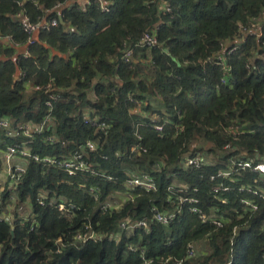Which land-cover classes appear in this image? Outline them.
<instances>
[{"label": "trees", "instance_id": "trees-1", "mask_svg": "<svg viewBox=\"0 0 264 264\" xmlns=\"http://www.w3.org/2000/svg\"><path fill=\"white\" fill-rule=\"evenodd\" d=\"M164 1L170 11L160 9ZM67 2L0 0V36L24 43L31 53L17 59L15 47L0 43L5 56L0 58V118L40 122L49 113L47 100L59 94L52 99V121L32 143L34 151L67 157L95 139L97 149L85 152L99 173L69 176L31 160L19 184L31 212L23 218L14 214L12 225L0 220V264H143L140 252L130 249L133 243L145 248L152 264H264V201L257 199L258 210L244 213L240 199L246 194L239 183L229 181L228 203H222L210 179L230 156L224 149L228 143L236 147L232 155L264 154V0H90L85 9ZM59 4L67 5L60 29L41 30L36 44L28 45L22 15L31 22L58 17ZM255 24H261V36L243 37L241 26ZM147 31L155 32V46L141 44ZM49 47L60 54L50 59ZM128 52L133 59L126 61ZM137 55L141 59L135 62ZM213 56H222L231 71L207 62ZM146 60L152 77L142 71ZM223 76L230 84L222 83ZM50 81L54 88L46 91ZM26 82L34 85L29 94ZM86 109L109 128L86 124ZM153 116L165 123L163 131L155 129ZM204 140L205 146L198 145ZM138 143L147 151H133ZM206 151L216 153L217 161L181 167L185 158H201ZM142 174L153 176L156 191L138 188L120 209L102 208L126 193L129 177ZM255 175L248 172L245 181ZM180 183L210 217L227 219L225 225L202 222L187 204L170 224L152 220L132 234L122 232L119 241L75 242V233L88 223L116 232L124 219L151 217L154 205L174 208L179 201L169 200V187ZM91 186L99 187L98 199ZM39 194L73 205L72 213L56 203L41 205ZM192 244L198 254L190 258Z\"/></svg>", "mask_w": 264, "mask_h": 264}, {"label": "built area", "instance_id": "built-area-1", "mask_svg": "<svg viewBox=\"0 0 264 264\" xmlns=\"http://www.w3.org/2000/svg\"><path fill=\"white\" fill-rule=\"evenodd\" d=\"M86 4H83L85 7ZM104 9H107L104 5ZM160 9L162 11H170L168 4L164 1L160 3ZM22 13H20L21 15ZM22 29L27 34V43L28 45L36 44L37 39L35 38V34L44 29H50L52 27L59 29L60 28V20L57 17H50V19L39 20L38 22H31L29 17L26 15H22ZM264 21V14L263 20ZM260 25L255 24L254 27L249 26H241L242 36L245 35H257L261 36ZM10 40L9 36H4ZM242 39V38H241ZM239 39V41L241 40ZM10 42V41H9ZM141 44L152 47L156 45V37L155 32L147 31L144 33L141 39ZM223 49L226 48L222 43ZM236 47L232 48L230 51L235 50ZM25 57H29V52L25 54ZM131 52H128L125 55V60L128 61L131 58ZM207 62H214L219 65H223L226 73L231 71V68L225 64L222 56H213L207 59ZM222 83L230 84L227 77L223 76L221 79ZM38 88V86H37ZM53 83H45L44 89L49 91L53 89ZM60 95H53L51 99L47 100V107L49 113L42 119L40 122H23L17 125H13L11 120L8 117L0 118V154L4 158L6 168H2L0 170V220H4L9 224H13L14 215L9 211L12 205L17 204H29L31 202L22 201L19 196V184L24 174L27 171V166H16L12 163L15 157H21L26 160L28 163L33 160L43 164L44 166H49L56 168L60 171L67 173L69 176H76L80 173H89V174H98L99 170L95 167V163L90 161L87 157L86 150L95 151L98 147L97 140L89 139L87 142L80 146L78 150L73 152L70 156L67 157H57L53 155H41L38 152H35L32 146L34 139L42 135L48 123L52 120V110H53V100L59 98ZM152 121L154 122V127L158 131H163L165 123L158 122V117L153 116ZM84 122L93 127L107 130L109 125L98 117H91L88 113L84 116ZM179 131H183V127L178 128ZM230 130L234 135L238 134L237 127H230ZM48 140L51 142H55L54 136H49ZM224 149L230 156L227 160H221L220 162L224 164L223 167L218 169L216 172L211 174V181L215 183L212 187L213 193L220 199L222 203H228V194L232 190V186L229 181L239 183V191L246 196L241 197L240 201L244 207V213H250L258 210L259 203L257 199H261L264 201V154H253L248 155L246 158H243L238 155H232L231 153L236 150V147H233L231 143L225 145ZM133 151L142 150L147 151V149L141 144H137L132 148ZM204 157H187L185 161L182 163L181 167L186 168L188 166H194L200 168L203 165ZM248 172L256 173L252 181H245L248 176ZM107 177L112 179L111 176ZM125 185L127 187V192L125 193V199L119 200L118 195L113 197V200L117 201L116 203L112 201H108L102 204V208L107 210L120 209L123 204L129 200L134 199V192L136 189H141L146 192L156 191L158 185L153 178V176L148 174L142 175H132L125 181ZM186 184H176L175 186L171 185L169 190L171 191V195L169 196V200H178L179 204L174 208L163 207L160 208L156 205L152 207V216L151 217H143L141 219L129 217L127 219L122 220L118 227L119 230L116 232H102L96 230L90 223L82 226L75 233L74 239L76 243H84L87 241H100L104 238H108L110 240L119 241L121 238L122 232H127L132 234V232L136 228L140 227H148L150 221L154 220L162 224H170L177 220L179 213L183 205H189L190 210L198 215V218L204 223L212 222L216 227H223L227 222V219L210 217L208 213L204 210L203 207L200 206V199L194 195H187ZM178 192L176 194L174 192ZM197 191V188L194 189ZM99 187L91 186L90 193L95 197V199L99 198ZM176 196H173V195ZM7 195V197H6ZM36 200L41 205H45L46 202L49 204L56 203L59 210L65 212L66 214L72 213V207L67 205L66 203L55 201L54 199H48V196L45 194H39L36 197ZM68 212V213H67ZM243 215H241L242 218ZM23 218V217H22ZM237 226L235 227V231ZM58 244L61 243V239L57 241ZM62 249L61 245H59L57 252H60ZM130 249L133 251H139L143 260V264H152L154 262L153 258H148L145 255V248L141 247L138 243L130 244ZM198 254L197 248L194 244L189 246L188 257L192 258ZM170 259L167 258L166 262ZM182 263V261H179Z\"/></svg>", "mask_w": 264, "mask_h": 264}, {"label": "crops", "instance_id": "crops-1", "mask_svg": "<svg viewBox=\"0 0 264 264\" xmlns=\"http://www.w3.org/2000/svg\"><path fill=\"white\" fill-rule=\"evenodd\" d=\"M89 1L90 0H68V4L70 3V4H75V3H78L79 5H80V7L81 8H86L87 7V5L89 4ZM66 3V4H67ZM83 4H86L85 5V7H83ZM63 6H67V5H58V6H55L54 7V10L58 13V19L60 20V22L63 20V19H61L62 18V9H63ZM55 17V16H54ZM52 28H54V27H52ZM51 29V28H50ZM57 29V28H56ZM60 29V28H59ZM49 30V29H48ZM41 32V31H40ZM40 32H37L36 34H35V38L37 39V41L39 40V36H40ZM4 36H0V43H3V44H6V45H9V46H12V47H15L14 49H15V51H14V55L15 56H17V59L19 58V56L20 55H22L23 54V57H25V54L26 53H28L29 52V57L31 56V53H30V51H29V49H28V47H26V45H24V43L23 44H21V43H18V42H16V41H14L13 39H10V40H8V39H6V38H3ZM10 41V42H9ZM27 42V41H26ZM58 54H60V52H59V50L57 49V48H54V47H49V56H50V59L51 58H53L55 55H58ZM0 58H5V56H0ZM132 58V57H131ZM133 59V58H132ZM139 59H141V57L139 56V55H137V57H135L134 58V61L135 62H138L139 61ZM151 67V64L149 63V60H146L145 62H144V64L142 65V71H144V72H149L150 73V75L149 76H152L153 74H154V70L152 69H149L148 67ZM152 68V67H151ZM21 77H23V78H25V76L24 75H22ZM51 82V81H50ZM25 86H26V88H25V91H26V93H30L31 92V90L34 88V85H33V83H31V84H29V83H25ZM36 88V87H35ZM156 105H154L155 107H158L159 105H160V103L158 102V103H155ZM137 113H139L141 116H143V117H145L146 115H147V113L142 109V108H140V107H137ZM162 110H164V109H162ZM87 112H89L87 109L85 110V114H87ZM5 117H8L10 120H11V122H12V124L13 125H17V124H20V123H23V122H20V123H16V122H14V119H13V117L12 116H9V115H4ZM3 117V116H2ZM52 119H53V117H52ZM52 121V120H51ZM50 121V122H51ZM24 122H29V121H24ZM33 122V121H32ZM49 122V123H50ZM48 123V124H49ZM12 163L14 164V165H16V166H27V168H28V162L26 161V160H24L23 158H21V157H15L14 159H13V161H12ZM6 168V164H5V161H4V158L2 157V155L0 154V170H2V168ZM126 189H127V187H126ZM126 192H127V190H126ZM125 196H126V194H122V195H118V199H117V201H119V200H124L125 199ZM28 205L27 204H17V205H12V207H10V209H9V211L11 212V214L12 215H14V214H16V213H18L21 217H26V215L28 214V209L26 208Z\"/></svg>", "mask_w": 264, "mask_h": 264}, {"label": "rangeland", "instance_id": "rangeland-1", "mask_svg": "<svg viewBox=\"0 0 264 264\" xmlns=\"http://www.w3.org/2000/svg\"><path fill=\"white\" fill-rule=\"evenodd\" d=\"M149 69H151L152 70V68L149 66L148 67ZM146 73H147V75H150V73L149 72H147L146 71ZM154 75V74H153ZM152 75V76H153ZM151 76V77H152ZM200 143H201V145H203V146H205L206 145V143H207V140H204V141H202V142H199L198 143V145H200ZM202 157H204V159L205 160H207L208 162H214V161H217V155H216V153H214L213 151H206V152H202ZM27 209H28V211L27 212H31V207H30V205L27 203Z\"/></svg>", "mask_w": 264, "mask_h": 264}, {"label": "water", "instance_id": "water-1", "mask_svg": "<svg viewBox=\"0 0 264 264\" xmlns=\"http://www.w3.org/2000/svg\"><path fill=\"white\" fill-rule=\"evenodd\" d=\"M62 19V18H61ZM12 233H13V230H12Z\"/></svg>", "mask_w": 264, "mask_h": 264}]
</instances>
